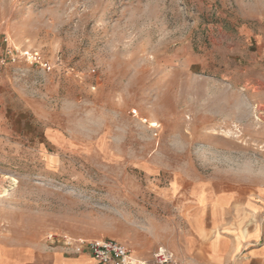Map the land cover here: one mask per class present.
Segmentation results:
<instances>
[{
	"label": "rangeland",
	"instance_id": "obj_1",
	"mask_svg": "<svg viewBox=\"0 0 264 264\" xmlns=\"http://www.w3.org/2000/svg\"><path fill=\"white\" fill-rule=\"evenodd\" d=\"M7 46L48 67L0 63V238L264 242V0H0Z\"/></svg>",
	"mask_w": 264,
	"mask_h": 264
},
{
	"label": "crops",
	"instance_id": "obj_2",
	"mask_svg": "<svg viewBox=\"0 0 264 264\" xmlns=\"http://www.w3.org/2000/svg\"><path fill=\"white\" fill-rule=\"evenodd\" d=\"M216 218L202 235H210L207 240L200 239V230L192 228L175 251L181 253V261L186 264H264V242L248 244L245 236L236 227V221L221 220L223 206H216ZM219 229L216 234L214 229ZM205 230V231H206ZM254 240V238H253ZM199 251L201 253H199ZM147 264H155L152 255L138 253ZM0 264H101L88 254H70L66 251L35 247L30 243H19L0 238Z\"/></svg>",
	"mask_w": 264,
	"mask_h": 264
},
{
	"label": "built area",
	"instance_id": "obj_3",
	"mask_svg": "<svg viewBox=\"0 0 264 264\" xmlns=\"http://www.w3.org/2000/svg\"><path fill=\"white\" fill-rule=\"evenodd\" d=\"M5 41L8 43L9 39ZM24 58L31 65H39L43 68L48 67L47 62H43L37 52L21 51L13 46H7L5 56L0 58V63L7 61L16 62ZM50 248H60L70 254H88L101 264H147L138 258L134 251L127 245L115 240H94L73 239L68 235L50 233L47 236ZM158 264H176L173 262V255L165 249H159L154 254Z\"/></svg>",
	"mask_w": 264,
	"mask_h": 264
}]
</instances>
